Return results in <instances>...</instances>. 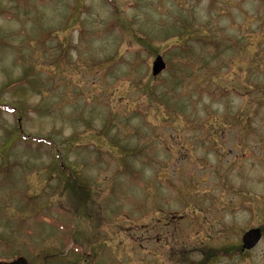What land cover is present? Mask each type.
Listing matches in <instances>:
<instances>
[{
	"label": "rangeland",
	"instance_id": "1",
	"mask_svg": "<svg viewBox=\"0 0 264 264\" xmlns=\"http://www.w3.org/2000/svg\"><path fill=\"white\" fill-rule=\"evenodd\" d=\"M18 257L264 264V0H0V262Z\"/></svg>",
	"mask_w": 264,
	"mask_h": 264
},
{
	"label": "water",
	"instance_id": "2",
	"mask_svg": "<svg viewBox=\"0 0 264 264\" xmlns=\"http://www.w3.org/2000/svg\"><path fill=\"white\" fill-rule=\"evenodd\" d=\"M161 56H157L154 61H152L151 75L155 78L159 76L163 70L166 69L165 62L162 61ZM261 239V231L259 229H251L242 236V250L249 251L257 246ZM27 260L23 257H19L11 262H0V264H27Z\"/></svg>",
	"mask_w": 264,
	"mask_h": 264
},
{
	"label": "trees",
	"instance_id": "3",
	"mask_svg": "<svg viewBox=\"0 0 264 264\" xmlns=\"http://www.w3.org/2000/svg\"><path fill=\"white\" fill-rule=\"evenodd\" d=\"M178 43H179V41H180V39L182 40V37H180V36H178ZM175 48H178V50H181V51H183V48H182V45L181 44H176L175 46H174ZM213 50H215V52H217V53H219L220 52V49L218 48V46H214V49ZM154 92V91H153Z\"/></svg>",
	"mask_w": 264,
	"mask_h": 264
}]
</instances>
